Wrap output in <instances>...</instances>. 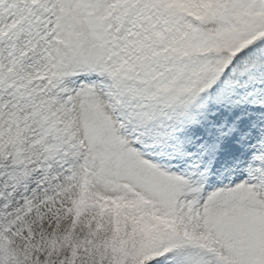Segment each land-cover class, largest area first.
<instances>
[{
    "label": "snow or ice",
    "instance_id": "snow-or-ice-1",
    "mask_svg": "<svg viewBox=\"0 0 264 264\" xmlns=\"http://www.w3.org/2000/svg\"><path fill=\"white\" fill-rule=\"evenodd\" d=\"M0 264H264V0H0Z\"/></svg>",
    "mask_w": 264,
    "mask_h": 264
}]
</instances>
